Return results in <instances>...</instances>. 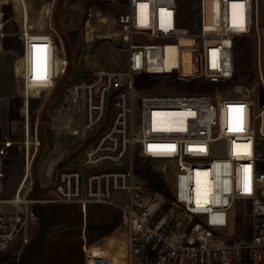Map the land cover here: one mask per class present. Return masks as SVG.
<instances>
[{"label":"built area","instance_id":"built-area-1","mask_svg":"<svg viewBox=\"0 0 264 264\" xmlns=\"http://www.w3.org/2000/svg\"><path fill=\"white\" fill-rule=\"evenodd\" d=\"M8 1L0 0V41ZM16 1L23 173L11 196H0V256L37 220L35 205L75 202L82 210L105 203L119 213L114 230L121 234L108 248L85 241L84 264H264V104L251 112L264 88L260 52L247 86L222 85L234 74L235 38L258 28V0H199L185 19L177 0H124L112 16L124 65L68 83L56 103L63 128L94 139L78 167L57 172L47 197L25 188L40 146L30 99L50 92L68 61L57 55L52 32L26 26L27 0ZM32 49L45 53L43 77L30 74ZM170 74L179 81L174 91L138 85L140 76ZM205 84L209 91L198 90ZM14 143L0 138V189ZM136 154L161 160L168 193L136 171Z\"/></svg>","mask_w":264,"mask_h":264},{"label":"rangeland","instance_id":"rangeland-1","mask_svg":"<svg viewBox=\"0 0 264 264\" xmlns=\"http://www.w3.org/2000/svg\"><path fill=\"white\" fill-rule=\"evenodd\" d=\"M27 2L31 15L38 10H44L43 18L39 15L35 28L52 32L57 55H64L68 61L65 70L58 75L55 87L50 92L34 97L36 99L34 106L29 107L33 123L37 121L40 146L34 155L25 188L30 186L29 193L34 196L47 197L52 195L51 187L57 172L78 167L85 149L94 139V135L90 136L89 132L72 133L63 128L56 103L68 83L86 80L100 69H118L124 65L123 41L112 33V30H117L118 27L112 16H116L117 12L123 9L124 0L111 3L100 0H27ZM177 2L181 16L185 19L199 0ZM4 5L1 13L4 35L0 41V138H11L17 140V143H14L4 157L0 196H11L23 173L22 153L19 149L21 140L19 70L23 59L20 57L19 30L22 10L16 0L8 1ZM257 14V30L235 38L234 75L222 83L224 88L238 86L242 88L256 78L258 52L260 64L264 66V0H258ZM6 36H14L11 47L3 46ZM37 53L33 50L30 53L29 71L32 74L33 70L35 77H43L47 59L43 50ZM157 78L149 89L174 91L173 86L177 85V81L170 82L166 75ZM210 89L209 84L198 88L203 91ZM260 108L258 104L253 105L252 114L257 113ZM258 120L253 119L255 128ZM160 163L159 159L134 155L135 168L150 184L157 178L165 183L169 179L168 172L163 173L159 170ZM77 204L40 203L38 210L44 215L45 223L38 216L35 222L27 225L10 248L0 256V264H43V243L40 248L35 242L41 229L43 239L47 234L60 230V240L55 241L59 246L56 245L57 248L52 253L60 261H68L69 264H83L84 253L81 249L79 229L82 224L87 242L93 243L94 246L111 247L116 235L121 234L120 230L118 231L120 228L102 231L99 226L116 221L119 217L117 208L105 203H89L83 211ZM82 219L84 223L80 221ZM238 219V225L244 227L240 216ZM110 237L113 239H109Z\"/></svg>","mask_w":264,"mask_h":264},{"label":"crops","instance_id":"crops-1","mask_svg":"<svg viewBox=\"0 0 264 264\" xmlns=\"http://www.w3.org/2000/svg\"><path fill=\"white\" fill-rule=\"evenodd\" d=\"M48 11V10H46ZM43 13H44V10H38L36 12H34L33 15L29 14V11H28V7L25 8V14H26V26H30V27H33L35 28L36 26V22H38L39 20V15L40 17L43 18ZM33 50V49H32ZM58 65V61H57V58H56V61H55ZM57 70H59V67L57 68ZM33 77H35V72H33L32 70V74H31ZM78 205V204H77ZM82 209V208H81ZM85 210H86V207H85ZM82 211V210H81ZM84 211V210H83ZM82 223H84L83 219L80 220ZM54 224V223H53ZM52 225V223L50 224ZM79 229H80V235H81V240H82V245H81V249L82 246H83V243L86 241L87 242V239L85 237V228H84V224H82L81 226H79ZM60 237V230H56V231H53L49 234H47L44 239H43V249H42V252H43V264H69L67 260V262H62L60 261L59 259H57V257H55L52 253V251L57 248L56 245L59 246V243L58 242H55L57 240H60L59 239ZM89 243V242H88ZM95 246H98V245H95ZM101 246V245H99ZM84 253V252H83ZM83 264H84V255H83Z\"/></svg>","mask_w":264,"mask_h":264},{"label":"trees","instance_id":"trees-1","mask_svg":"<svg viewBox=\"0 0 264 264\" xmlns=\"http://www.w3.org/2000/svg\"><path fill=\"white\" fill-rule=\"evenodd\" d=\"M197 5V4H196ZM5 6V5H4ZM195 9H196V6L192 9V12H195ZM14 36H6L4 41H3V46L4 47H11L12 46V39H13ZM234 75V74H233ZM167 77L169 78V81L170 82H175L177 81V83H179L178 79L175 77L174 74H170V75H167ZM233 77V76H232ZM231 77V78H232ZM158 78L156 77H141L138 79V85H145V84H148V83H155V81H157ZM36 101L35 98H31L30 99V106H34V102ZM146 157V156H144ZM137 172L138 169H136ZM141 174V173H140ZM142 175V174H141ZM143 176V175H142ZM153 187L155 188H163L167 193H168V190L166 189L167 188V184L165 182H163L162 179L160 178H157L154 183H151ZM38 205H35V211L37 212V215L40 217V219L44 222L45 218H44V215H42L41 212H39L38 210ZM45 223V222H44ZM119 224V217L116 221H114L112 224H101L99 226V228L102 230V231H113L115 229V227ZM36 244L41 248L42 247V243H43V230H39L38 232V235L36 237Z\"/></svg>","mask_w":264,"mask_h":264},{"label":"water","instance_id":"water-1","mask_svg":"<svg viewBox=\"0 0 264 264\" xmlns=\"http://www.w3.org/2000/svg\"><path fill=\"white\" fill-rule=\"evenodd\" d=\"M258 95H259L258 103L260 106H262L264 104V88L262 85H259Z\"/></svg>","mask_w":264,"mask_h":264},{"label":"snow or ice","instance_id":"snow-or-ice-1","mask_svg":"<svg viewBox=\"0 0 264 264\" xmlns=\"http://www.w3.org/2000/svg\"><path fill=\"white\" fill-rule=\"evenodd\" d=\"M169 147H174V146H169Z\"/></svg>","mask_w":264,"mask_h":264},{"label":"bare ground","instance_id":"bare-ground-1","mask_svg":"<svg viewBox=\"0 0 264 264\" xmlns=\"http://www.w3.org/2000/svg\"><path fill=\"white\" fill-rule=\"evenodd\" d=\"M263 113H264V110H263Z\"/></svg>","mask_w":264,"mask_h":264}]
</instances>
